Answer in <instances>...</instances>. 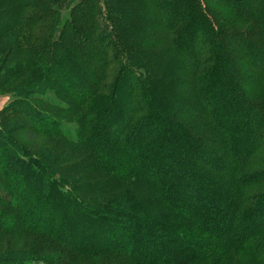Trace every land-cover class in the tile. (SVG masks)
Returning a JSON list of instances; mask_svg holds the SVG:
<instances>
[{"label": "trees", "instance_id": "1", "mask_svg": "<svg viewBox=\"0 0 264 264\" xmlns=\"http://www.w3.org/2000/svg\"><path fill=\"white\" fill-rule=\"evenodd\" d=\"M65 1L0 0V84L37 74L0 121V205L11 210L0 235L67 249L45 264H242L231 260L244 252L264 264V165L251 169L264 148V0H74L63 16ZM73 59L79 93L60 76ZM50 89L80 112L75 135L33 101ZM5 127L81 145L107 176L69 184ZM17 251L0 264L34 261Z\"/></svg>", "mask_w": 264, "mask_h": 264}, {"label": "rangeland", "instance_id": "2", "mask_svg": "<svg viewBox=\"0 0 264 264\" xmlns=\"http://www.w3.org/2000/svg\"><path fill=\"white\" fill-rule=\"evenodd\" d=\"M73 2L74 0L68 3V0H66L64 3L60 4L61 6H64V7L59 6L60 8H62L63 16L70 13L71 9L73 8V4H74ZM172 12H171V16L172 15L174 16V12L173 13ZM27 31L28 30L23 29L22 34ZM37 32L38 31H32L33 34H37ZM187 43L188 42H186V44ZM17 47L18 45H16V43L13 42L12 50H15ZM91 47H95L94 44L91 45ZM8 49L9 48H7V51ZM257 53L259 54L258 51L254 50L253 52H250V55L248 57L254 59ZM189 56L190 54L187 52L185 54V59L187 63L189 62L190 59ZM11 62H13L12 58H8L6 63L11 64ZM68 64L70 65L68 73L66 74V72H64L65 74H60V76L62 77L64 82L65 81L67 82L68 86H70L75 90V93H79L78 88L77 90L75 89L77 85L76 83H78L79 80H75L72 78V75L77 74L76 70L73 69V67L76 68V61L73 59V61L72 60L69 61ZM256 68L260 69V65L256 66ZM0 74L3 76L5 73L3 71ZM36 75L37 74L35 71H28V72L25 71L21 77L19 78L16 77L8 82L0 84V121L2 115L6 113V111L9 109L11 104L12 103L14 104L17 101H19L18 100L19 91L17 90V87L19 85L29 86V84L34 82ZM52 89L40 95L34 94L32 99L34 102H36V104H38V106L41 108L42 111L44 112L49 111L52 112L53 114L56 113L57 115H59L61 119H63V121L65 122L64 124L72 131L71 134L75 135L74 132L77 126L76 118L80 115V112L68 111V105L65 104L71 105V103H69L70 101H65L62 98L58 99V96H56L53 93ZM60 104L61 106L59 107L58 105ZM7 124H13V123L7 122ZM7 129L8 132L11 131L10 132L11 136L14 137L16 140H18L20 144H23V146L30 149V153L31 152L34 153L36 155V158H38L41 163L46 164V166L48 167L50 166L52 168L55 167V169H58V172H60L64 176V179H66L69 182V184L72 181V183L73 182L77 183L76 185H83L88 182L90 183L91 181L99 180L101 179L102 176H107V173L104 170L101 169L93 170L89 168V163L90 161H92V158L89 152L87 151V149L81 145H76L71 142H68L64 140L62 137L57 135H47V134L44 135L40 133L37 134L35 133L34 135L35 137L33 139L27 140L23 134L21 133L18 134V132L17 133L13 132L12 130H10V128ZM54 151L55 154L61 155L60 157L61 160L59 159L58 163L49 162L47 160L45 161V155H47V153L49 152H54ZM254 158H255L254 166L251 169L261 168L264 165V148L259 150L254 156ZM74 177L76 178L74 179ZM80 190L83 193L85 192V190L81 188ZM83 193H80V195L86 201L97 200L95 194L84 195ZM43 196L44 195L42 194V197ZM42 197L39 198L38 196L37 198L41 199ZM4 209L6 212L11 211L6 206L3 207L2 205H0V210H4ZM259 239L262 242H264V236L259 237L258 240ZM10 247L15 248V250H18L17 253H20L21 250H23V252L28 254L27 258H33L32 260L34 261H27L28 264H45L46 258L55 256L59 252L67 251L66 248L56 245V243H54L53 240L48 238L47 236L34 232H23V233H18L16 235L11 234L5 236L0 235V260L2 261L9 260L11 262V259L6 257V253L9 252ZM241 254L242 255L236 254L237 258H233L231 261L233 263H237L236 260H240L242 264H248V261L246 259L247 256L245 255V252ZM2 256H4V258H1ZM76 259H75L76 261L73 262L72 264H110L111 262L114 261L113 257H110V255L107 254H103L95 258L78 257Z\"/></svg>", "mask_w": 264, "mask_h": 264}]
</instances>
